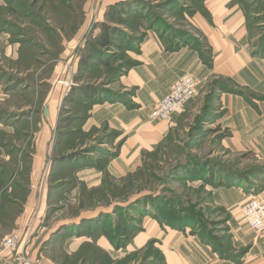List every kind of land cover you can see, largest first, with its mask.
<instances>
[{
  "label": "rangeland",
  "instance_id": "rangeland-1",
  "mask_svg": "<svg viewBox=\"0 0 264 264\" xmlns=\"http://www.w3.org/2000/svg\"><path fill=\"white\" fill-rule=\"evenodd\" d=\"M46 1L0 7V190L23 201L19 220L26 213L12 230L0 225V241L21 234L30 264H164L151 224L217 243L211 190L264 188L262 157L223 145L220 96L251 94L206 78L154 122V141L143 75L154 45H187L212 68L195 17L212 23L205 0ZM232 3L264 50V0Z\"/></svg>",
  "mask_w": 264,
  "mask_h": 264
},
{
  "label": "crops",
  "instance_id": "crops-1",
  "mask_svg": "<svg viewBox=\"0 0 264 264\" xmlns=\"http://www.w3.org/2000/svg\"><path fill=\"white\" fill-rule=\"evenodd\" d=\"M4 2L7 0H0V7L5 5ZM205 5L212 15V23L200 16L195 17H198L196 26L212 48V68L206 67L187 45L177 52L163 51L154 45L149 69L143 71L153 86L148 90V105L154 107L183 74L200 81L209 77L227 79L236 90L251 95L248 94V98L232 94L220 96L224 111L221 125L229 132L228 141L223 145L232 154L251 153L264 160V50L255 48L244 14L232 0H205ZM142 83L140 79L139 84ZM150 112L147 122L152 130L150 139L154 140L158 136L154 124L159 123L150 122ZM210 193L207 205L217 210V223L223 225L217 227V248L209 243V237L151 224L149 237L157 241L163 263L264 264V232L255 233L245 224L241 213L242 206L252 198L264 199V188L253 193L241 187L218 185ZM25 214L17 221H24ZM240 248H245L246 253L235 261L232 257H236Z\"/></svg>",
  "mask_w": 264,
  "mask_h": 264
},
{
  "label": "built area",
  "instance_id": "built-area-1",
  "mask_svg": "<svg viewBox=\"0 0 264 264\" xmlns=\"http://www.w3.org/2000/svg\"><path fill=\"white\" fill-rule=\"evenodd\" d=\"M200 83V80L188 74L177 78L150 112V122L166 121L181 110L195 96ZM241 213L245 224L255 233L264 232V199L252 198L242 206ZM20 240L21 234L14 232L0 241V264H30Z\"/></svg>",
  "mask_w": 264,
  "mask_h": 264
},
{
  "label": "trees",
  "instance_id": "trees-1",
  "mask_svg": "<svg viewBox=\"0 0 264 264\" xmlns=\"http://www.w3.org/2000/svg\"><path fill=\"white\" fill-rule=\"evenodd\" d=\"M48 1H49V3H53V0H48ZM35 2H37L39 4V6L40 5L44 6L47 3L46 0H35ZM13 3H18L16 5L18 7H20V4L23 2H22V0H7V4L9 5V10H14L10 6ZM26 5H27V3L25 2L24 9H25ZM26 8L29 9L30 7H26ZM10 12H12V11H10ZM64 17H66V16L64 15ZM107 35H108V33L105 30V32H103V34L101 36V38H105V42L108 41V40H106ZM234 90H236V89L234 88ZM236 91L240 92L238 90H236ZM4 175H5V173L0 174L1 178ZM6 186L7 185H5L3 188H1L2 191L0 190V225L2 226V228H8L9 230H12L14 227L15 221L17 220V218L19 217V215L22 212L21 206H22L23 201L21 199H19L18 197H16L15 195H13L14 193L12 195L8 194V193H10V192H8V190H10V189H9V187H6ZM19 187H21V186L19 185L18 188ZM11 191H15V190L11 189ZM208 239H209L210 244L217 246V243L215 240H213V238L209 237ZM242 257H243V252L238 254L236 257H232V259H234L235 261H239V259H241Z\"/></svg>",
  "mask_w": 264,
  "mask_h": 264
}]
</instances>
